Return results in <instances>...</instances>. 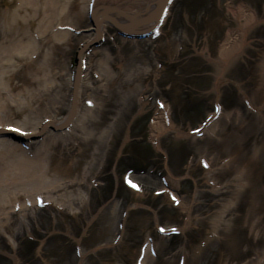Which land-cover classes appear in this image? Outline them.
I'll use <instances>...</instances> for the list:
<instances>
[{"label":"rangeland","instance_id":"obj_1","mask_svg":"<svg viewBox=\"0 0 264 264\" xmlns=\"http://www.w3.org/2000/svg\"><path fill=\"white\" fill-rule=\"evenodd\" d=\"M4 1L16 10L0 11L1 45L25 34L19 23L33 33L50 29L46 21L53 28L57 23L77 31L91 27L88 0H73L76 9L68 0ZM141 1L105 2L134 12ZM20 9L28 12L26 19ZM242 28L246 45L258 38L255 48L264 50V0H173L160 29L142 39L120 36L107 23L104 39L80 56L81 90L72 125L57 133L48 130L45 140L58 137L36 153L43 139L31 141L28 156L0 144V170L13 180L4 185L10 193L0 191V222L5 223L0 225V264H20L21 253L30 255L27 264H74L65 259L73 253L77 264H264V151L253 155L256 146L264 145V53L262 59L252 49L250 57L245 55ZM80 31L65 30L58 44L47 40L56 32H44L48 38L41 50L49 48L55 66L36 76L35 86L28 76L35 68L19 66L23 56L16 52L13 63L0 62L1 99L16 97L25 105L2 102L0 126L36 132L46 118L60 122L65 117L74 52L92 36ZM235 60H241L240 73ZM7 80L15 88L3 87ZM131 126H136L132 134ZM147 143L162 153L156 159L166 156L172 162L165 179L131 174L138 188L127 189L126 202L112 197L91 205L93 191L117 176L115 157L124 159L122 169L132 160L120 156L126 150L145 163ZM109 153L115 155L109 158ZM21 160L29 169L22 181L16 178ZM34 162L38 167L30 171ZM129 208H135L133 220L122 227ZM150 208H156L159 219ZM64 213L74 217L73 225ZM165 218L175 222L170 225L179 223L178 239L185 242L157 232L153 226ZM152 237L154 250L147 241ZM52 243L60 255L46 253Z\"/></svg>","mask_w":264,"mask_h":264},{"label":"bare ground","instance_id":"obj_2","mask_svg":"<svg viewBox=\"0 0 264 264\" xmlns=\"http://www.w3.org/2000/svg\"><path fill=\"white\" fill-rule=\"evenodd\" d=\"M106 0H92V2H93V5L94 6H100V4H102V3H104ZM107 1H110V0H107ZM133 1V0H132ZM150 0H142L141 2H142V4H145V3H148ZM239 26H241V25H239ZM244 26V25H243ZM101 30L103 31V28H101ZM246 31H245V29H243L242 28V30H241V33H242V35L240 36V39H241V42L243 43L245 40H246V34H247V32L245 33ZM238 46H239V48H241V46H243V45H241V44H238ZM237 46V47H238ZM47 61V60H46ZM43 63V62H42ZM37 72V71H36ZM34 73V75H31V76H34V78L32 79L31 78V76H29V83L31 84V85H34V80L37 78L36 77V75H38V73ZM39 72V71H38ZM41 73V72H40ZM40 73H39V75H40ZM41 80L40 81H42L43 83H47V81H48V78L47 77H44V76H41V78H40ZM35 86V85H34ZM28 88V87H27ZM31 88V87H30ZM1 93V92H0ZM26 95H28L27 93H25ZM16 96V95H15ZM8 99H7V101L6 102H4V103H6V104H8L9 105V102H10V104L12 103V105L15 107V106H17V105H20V102L18 101V100H16L17 98L16 97H12L11 99L9 98V97H7ZM16 98V99H15ZM28 98H31L30 96L28 97ZM1 99V98H0ZM14 100V101H13ZM13 101V102H12ZM0 102H1V100H0ZM29 102V101H28ZM2 103V102H1ZM3 104V103H2ZM23 106H25L24 104H22ZM22 105H20V106H22ZM0 106H2V105H0ZM3 106H5L4 104H3ZM10 106V105H9ZM31 109H29V111H30ZM1 121H3V119H2V117H0V122ZM26 121H28L27 119H26ZM11 127V126H10ZM13 134V133H12ZM15 134V133H14ZM56 137H58V136H55L54 138H49V139H47V141H49V142H51V141H53L54 139H56ZM11 139L12 138H9V137H5L4 138V140H0V141H4L5 142V147L6 148H8V151H11V152H14V150H17L16 149V146L14 145V143L12 142V144H10L11 143ZM53 139V140H52ZM9 142V143H8ZM1 143V142H0ZM47 144V142H45L44 141V145H46ZM45 147H47V146H45ZM261 149H263L264 148V145L262 146V144H261V147H260ZM5 149V148H4ZM24 148H21V151L20 152H22V153H24V150H23ZM6 150V149H5ZM262 152L264 151V150H261ZM254 152H256V151H254ZM4 154V157H6V153H5V151L3 152ZM258 156V155H257ZM256 156V157H257ZM25 164H26V162H24V160H21L20 161V163H19V176L18 177H16L17 179H20V180H22V179H25L26 180V177H24L25 176V174H27L28 172H29V169L27 168V167H25ZM34 164V166H32L31 168H30V171H32L33 169H35L36 170V168L38 167V165H37V162H34L33 163ZM25 168H26V170H25ZM2 173H3V171H1L0 172V182H2L3 183V185H1L0 184V191H1V189H5L8 193H10L7 189H6V187L4 186V184H7L8 183V185H10V183H11V181H13V180H11V181H9V180H7V178L6 177H2L3 175H2ZM28 176V175H27ZM30 176V175H29ZM5 194V193H4ZM2 196H3V194H2ZM2 222V221H1ZM0 222V225L1 224H4L5 225V223L4 222H2L1 223Z\"/></svg>","mask_w":264,"mask_h":264}]
</instances>
